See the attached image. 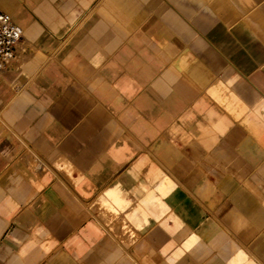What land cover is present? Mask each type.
I'll list each match as a JSON object with an SVG mask.
<instances>
[{
	"label": "crops",
	"instance_id": "obj_1",
	"mask_svg": "<svg viewBox=\"0 0 264 264\" xmlns=\"http://www.w3.org/2000/svg\"><path fill=\"white\" fill-rule=\"evenodd\" d=\"M0 11V264H264V0Z\"/></svg>",
	"mask_w": 264,
	"mask_h": 264
},
{
	"label": "built area",
	"instance_id": "obj_2",
	"mask_svg": "<svg viewBox=\"0 0 264 264\" xmlns=\"http://www.w3.org/2000/svg\"><path fill=\"white\" fill-rule=\"evenodd\" d=\"M25 42L24 29L11 14L0 11V74L11 68L18 48Z\"/></svg>",
	"mask_w": 264,
	"mask_h": 264
}]
</instances>
